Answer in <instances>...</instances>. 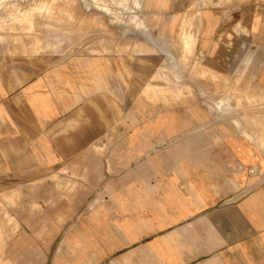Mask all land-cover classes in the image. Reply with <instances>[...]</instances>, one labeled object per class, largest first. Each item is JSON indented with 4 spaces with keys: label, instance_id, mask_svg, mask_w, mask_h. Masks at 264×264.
<instances>
[{
    "label": "rangeland",
    "instance_id": "1",
    "mask_svg": "<svg viewBox=\"0 0 264 264\" xmlns=\"http://www.w3.org/2000/svg\"><path fill=\"white\" fill-rule=\"evenodd\" d=\"M263 12V0H227L222 5L216 0L210 4L199 0H118L115 4L110 0H0V94L7 98L8 88L34 85L48 111L44 126L55 131L53 142L66 133L68 137L57 143L62 154L41 168H8V157L0 151V224H8L2 228L8 239L5 257L13 264H58L61 229L67 223L71 226L85 205L88 209L97 203L94 189L100 184L106 189L113 182L110 169L121 166L119 158L131 152L120 144L124 136L120 125L127 118L145 123L157 120L162 111L176 115L178 110L199 105L206 109L204 118L211 122L213 137H234L253 150L252 166L258 170L251 174L250 168L242 170L238 165L244 194L257 187L264 192L263 152L241 134L242 130L253 134L258 143L264 137V78L259 77L264 49L256 31ZM207 13L216 22L210 49L204 52L200 43ZM133 16L145 20L156 40L151 44L157 56L146 53L150 43L147 47L138 34ZM171 21L175 31L182 25L193 44L185 61H176V69ZM253 47L254 64L237 74L243 52ZM204 72L211 78H203L200 84L198 75ZM225 76L237 93L225 85ZM204 81H210L211 96ZM144 84L155 93L144 92ZM178 91L181 94L176 96ZM223 95H230L234 102L224 104L222 112L219 107L223 105L212 101ZM9 103L2 105L4 110L12 107ZM80 110L86 121L82 129L88 131L87 136L97 133L95 143L69 148L70 133L76 128L72 120L80 118ZM4 114L7 120L15 115L12 111ZM202 114L193 115L200 119ZM236 123L253 126L241 128ZM20 124H24L21 119ZM26 130L31 133L32 128ZM156 134L151 132L162 136ZM157 141L155 147H163L164 142ZM34 154L46 157L42 147ZM255 264H264V248Z\"/></svg>",
    "mask_w": 264,
    "mask_h": 264
},
{
    "label": "crops",
    "instance_id": "2",
    "mask_svg": "<svg viewBox=\"0 0 264 264\" xmlns=\"http://www.w3.org/2000/svg\"><path fill=\"white\" fill-rule=\"evenodd\" d=\"M261 16L256 31L264 49V12ZM215 22L212 13L205 14L200 43L204 52L210 49ZM254 52V47L243 52L235 70L237 74L254 64ZM206 74L198 75L199 81L211 78ZM260 74L264 78V58ZM150 87L144 84L143 91L155 93ZM207 87L211 96V87ZM5 91L7 98L6 94H0V151L8 157L6 166L36 169L48 165L53 156L62 154L57 143L68 139L67 133L65 139L56 138V144L53 142L55 131L52 133L44 126L48 111L35 93L34 85ZM180 94L178 91L176 96ZM4 103L12 107L4 110ZM192 105L178 110L176 115L162 111L157 120L145 123L125 119L120 125L124 135L120 144L131 152H124L119 158L121 166L110 169L113 182L106 189L101 184L94 189L98 193L97 203L88 209L85 205L77 220L61 229L58 264H255L259 261L264 248V192L256 186L257 190L252 188L244 194L238 170V165L242 170L250 168L251 174L258 170L252 166L254 152L243 140L213 137L211 122L204 118L206 109ZM6 111L15 115L7 120ZM201 111L200 119H195L193 114ZM78 116L72 120L76 128L70 133L69 148L95 143L93 138L97 133L87 136L88 131L82 129L86 126L82 110ZM11 122H16V127ZM250 125L236 123L241 128ZM29 127L31 133L26 130ZM134 128L139 130L133 131ZM61 130L59 127L62 136ZM42 131L45 133L41 135ZM154 131L162 136H152ZM241 134L260 148L264 157V137L258 143L253 134L250 137ZM114 139L117 138H111ZM159 139L164 144L156 148ZM41 147L46 157L42 154L35 158L34 153ZM138 149L139 153L132 152ZM5 226L8 224H0V264H13L4 255L8 242L2 235ZM10 233L14 235V231Z\"/></svg>",
    "mask_w": 264,
    "mask_h": 264
},
{
    "label": "bare ground",
    "instance_id": "3",
    "mask_svg": "<svg viewBox=\"0 0 264 264\" xmlns=\"http://www.w3.org/2000/svg\"><path fill=\"white\" fill-rule=\"evenodd\" d=\"M112 3H117L118 0H110ZM212 0H199L200 4H210ZM218 4L222 5L225 1L227 0H216ZM132 23L135 25V29L138 31V34L143 36L142 38L145 40L144 42L147 43V47L148 44L150 43V46L146 49V53L150 54L152 57L153 56H157V52L155 50V47L153 44H151V42H156L155 38H153V35L151 34V32L147 29V26L145 25V20L137 18L136 16L132 17ZM174 39L176 41V54L175 56H173V60H172V64L174 65V69H176V61L179 63H183L185 61V59L187 58V56L190 54V49L192 48V38L186 34V32L183 30L182 25L180 24V27L174 32ZM169 58V57H168ZM167 58V59H168ZM172 58V56H171ZM200 59V55L198 57V59H196V61L194 62V64L196 65L198 63V60ZM171 60V59H170ZM194 67V66H193ZM179 70V69H177ZM214 73H216L215 71H213ZM182 74V72H181ZM219 74V73H216ZM219 75H224V74H219ZM148 77V76H147ZM206 78V77H204ZM225 85L226 86H231V81L229 79L228 76H225ZM210 80V79H209ZM195 81V80H194ZM203 82V81H202ZM207 86H210V81L208 83V81H206ZM206 86V87H207ZM195 87V86H194ZM208 88V87H207ZM150 91V90H149ZM163 91V90H162ZM199 91V90H198ZM230 91H233L234 93H237V89L233 88L232 86L230 87ZM148 95V94H147ZM150 95V94H149ZM168 96V95H167ZM144 97V96H143ZM163 97V96H162ZM210 98V97H209ZM159 99V98H158ZM161 99V98H160ZM178 99V98H177ZM179 100V99H178ZM188 101V100H187ZM186 101V102H187ZM177 102V101H176ZM232 102H234L232 100V97L230 95H223V96H219L217 98L214 99V101H212L213 105L215 106H221L223 105V109L222 107H219L220 111H224V104H230L232 105ZM182 103V102H181ZM164 104V103H163ZM161 105V104H160ZM174 105V104H173ZM234 106V105H233ZM179 107V106H178ZM176 108V106H175ZM178 109V108H177ZM226 110V109H225ZM220 114V113H219ZM223 114V113H222ZM225 114V112H224ZM221 115V114H220ZM218 116V115H217ZM241 133H245V135H247L248 137H250L249 133L245 132V130H242ZM69 161V160H68ZM10 189V188H9ZM2 194V193H1ZM14 194V193H12ZM10 197V194L8 195ZM7 196V197H8ZM15 197V196H14ZM4 198V197H3ZM6 198V197H5ZM11 198V197H10ZM13 199V198H12ZM15 232V231H14ZM4 243V241H2ZM76 258V257H75Z\"/></svg>",
    "mask_w": 264,
    "mask_h": 264
}]
</instances>
